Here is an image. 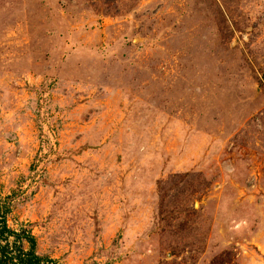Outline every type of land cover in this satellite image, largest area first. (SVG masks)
<instances>
[{
    "label": "rangeland",
    "instance_id": "1",
    "mask_svg": "<svg viewBox=\"0 0 264 264\" xmlns=\"http://www.w3.org/2000/svg\"><path fill=\"white\" fill-rule=\"evenodd\" d=\"M0 197L56 264H264V0H0Z\"/></svg>",
    "mask_w": 264,
    "mask_h": 264
},
{
    "label": "trees",
    "instance_id": "2",
    "mask_svg": "<svg viewBox=\"0 0 264 264\" xmlns=\"http://www.w3.org/2000/svg\"><path fill=\"white\" fill-rule=\"evenodd\" d=\"M9 208L0 197V264H56L36 253V240L30 230H13L7 224Z\"/></svg>",
    "mask_w": 264,
    "mask_h": 264
}]
</instances>
